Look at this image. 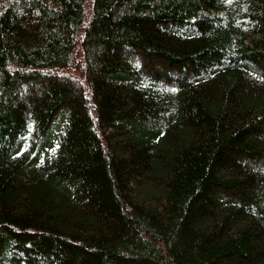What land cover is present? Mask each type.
<instances>
[{
	"label": "trees",
	"instance_id": "obj_1",
	"mask_svg": "<svg viewBox=\"0 0 264 264\" xmlns=\"http://www.w3.org/2000/svg\"><path fill=\"white\" fill-rule=\"evenodd\" d=\"M0 264H264V0H0Z\"/></svg>",
	"mask_w": 264,
	"mask_h": 264
}]
</instances>
